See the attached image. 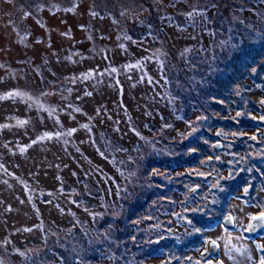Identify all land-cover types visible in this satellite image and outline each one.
Here are the masks:
<instances>
[{
  "label": "trees",
  "instance_id": "1",
  "mask_svg": "<svg viewBox=\"0 0 264 264\" xmlns=\"http://www.w3.org/2000/svg\"><path fill=\"white\" fill-rule=\"evenodd\" d=\"M224 1L219 11L214 9L205 14L196 11L198 18L204 17L200 25L206 33V39L198 44L171 41L165 29L167 25L187 28L192 17L184 13L187 10L177 7L169 12V9L154 10L147 5L146 10L127 15L130 25L125 38L130 44L114 46L104 42L107 39L94 27L97 23L92 24L85 18L76 22L84 32L59 45L62 51H56L48 41L40 59H33L30 56L33 44L29 45L30 40L25 44L22 41V53L27 54L25 63L22 58L10 63V60L3 61L0 171L9 170V178L20 180L37 218L36 223L29 225L10 222L2 215L14 212L15 206L9 200L4 202L5 210L0 206L3 228L0 264H203L207 258L198 261L193 250L210 238L207 233L224 215L226 200L240 187V176L251 181L264 179V43L259 50L255 49L258 41L264 42V0ZM110 16L93 18L98 17L97 22H101ZM37 23L46 25L45 20ZM24 25L26 32L21 34L30 36L34 25L26 22ZM45 29L50 32L48 25ZM89 30H95L98 36L85 35ZM69 31L68 25L63 34L73 38L74 34ZM35 36L36 40L43 39L39 33ZM82 41L87 55L109 58L101 67L105 68L107 78L119 70L125 59L119 60L124 55L131 56L134 47L158 64L153 73L157 78L154 83L159 86L155 91L161 98L157 119L153 116L154 119L136 125L139 121L135 118L123 117L119 104L108 105L107 99L111 98L108 94L102 102L108 115L100 118L101 132L88 131L95 138V145L97 142L102 148L98 153L103 163L109 164L118 180L127 178L126 170L133 165L130 160L139 158L147 144H154L150 147L154 158L141 155L136 165L142 167L143 178L135 179L136 185L141 180L142 185L125 210L133 219L130 221H126L127 216L119 207L121 200L114 206L119 218L108 212L99 215L98 205H104L106 198L101 195L98 184L93 183L95 168L89 157L81 161L82 172L75 171L73 165L69 167L75 177L68 180L63 177L61 184L53 182L50 186L39 176L26 182L14 173V153L28 150L26 128L31 132L38 127L45 128L40 112L49 114L53 104L58 106L70 83L85 94L76 80L86 75L87 67H80L81 62L70 65L78 56L67 50ZM248 42L252 50L243 58L229 60L220 67L201 66L203 59L211 57L210 48L214 53L222 49L231 51ZM140 58L143 60V55ZM61 81L55 90V84ZM7 100H14L9 108L3 104ZM76 103L73 104L80 108L81 103ZM104 117H107L106 124ZM131 128L136 129L133 134L137 137L123 144L120 138L124 135L120 132ZM109 141L117 146L115 150L109 148ZM217 141L221 145L216 148ZM188 149L193 150V155L190 156ZM103 163L99 165L102 175L105 174ZM64 170L56 172L59 177ZM127 181H121L120 185ZM116 188V182L113 186L108 180V190L118 200ZM36 201L49 207L51 203L62 220H45ZM34 230L39 239L28 241L26 235ZM156 256L160 260L154 262Z\"/></svg>",
  "mask_w": 264,
  "mask_h": 264
},
{
  "label": "rangeland",
  "instance_id": "2",
  "mask_svg": "<svg viewBox=\"0 0 264 264\" xmlns=\"http://www.w3.org/2000/svg\"><path fill=\"white\" fill-rule=\"evenodd\" d=\"M224 3V0H0V73L4 72V68L2 67L4 66V64L2 65L3 61L10 60L8 62L10 63L12 60L20 61L19 58H22L23 64L25 63L27 54L24 55L25 53H22V41H24L25 44L29 43L30 40L31 43L29 45L33 44V46L30 47V51L32 52L30 56L32 55L33 59H40V54L44 48H47L46 43L48 41L50 45L52 44L55 47L54 49H56V51H62V47L59 45L65 44L67 41H72L84 32L85 29L76 22L77 20L81 21L85 18L92 21V24L95 22L97 23L94 24V27L104 35L105 39H107L104 42L114 46H123L124 43L130 44L125 38V35L128 34V26L130 25L128 24L129 19L127 15L132 12L146 10L147 5H151L154 10L156 8L165 11L169 9V12H174V9L177 7L187 10V12L182 10L186 15L188 14V17L192 16L190 22L187 23V28H177L167 25L165 29L171 36V41L177 40L176 42H185L186 44L192 42L198 44L203 38L206 39V33L200 25L204 17L200 15V18H198L199 13L196 11H201L202 14L209 13L214 9L219 11L223 8ZM39 5L43 6L39 7ZM99 15H112V17L110 16V18L97 22L98 17H95L96 19L93 17ZM115 15L116 17H114ZM43 20L46 21L45 26H41L42 24L39 25L37 23V21ZM24 22L31 26L32 24L34 25V29L30 36H27L28 34H21L22 32H26ZM47 25L49 26L50 32H46L45 28ZM68 25L70 27L69 32L74 34L73 38L63 34ZM38 33L43 36L42 40H36L35 35ZM20 34L21 36H19ZM85 35L91 38H96L98 36L95 30H89ZM84 43V41L79 42L77 44L78 46L73 44V47L67 50L78 56L74 58V63L70 65H76L81 62L80 67H83V69L87 67V71H85L86 75L76 80L80 88L85 90V94L78 90L76 85L71 86V80H68L70 84L67 86L65 98L61 99L58 106L53 104V107L48 110L49 114L40 112L41 122L42 124L44 123L45 128L38 127L37 130L33 132L26 128L28 150L22 152L20 149V152L14 153L12 159L14 160V164L16 163V172H13L21 176L26 182H30L32 178L39 176L41 181L51 186L53 182H57V184L63 183V177L67 180L75 177L74 172L69 171V167L71 168L72 165L75 171L82 172L83 170L80 168L81 161L83 158L86 159V157H89L93 162V168H95L93 179L96 181L93 183L96 185L98 184L101 195L106 198L104 205H98L99 215L108 212V215L119 218L120 215L116 212L114 206L121 200L122 205L119 207L123 209L127 216L126 221H130L133 219L128 216L125 210L129 207L130 202L133 201L130 199L134 196L136 190L140 189L142 185V180L139 186L136 185L135 179L143 178L142 167L139 166V168H137V163H139L138 160L141 155L154 158V154H152L153 150L150 149L154 144H151V146L147 144V147L142 149L139 158L130 160L133 165L130 169L126 170L127 178H129L127 179L124 177L125 179L118 180V178L113 176L114 173L112 168L110 169L107 166L108 163H103L102 156L100 157L98 153L102 148L97 142L95 145V138H92L91 132L89 134L88 131L96 129L99 130L97 133L101 132L99 128L100 118L108 115L107 111L103 109L102 102L103 99H106V95L108 94L111 96V98L107 99L109 102L108 105L115 107L116 105L114 102L119 104L120 109L124 111L123 117L129 119L135 118L136 121H139L136 125H139L142 121L154 119L153 116L157 119L159 113L157 108L159 107L161 98H159V94L155 91L159 86L154 83L157 78L153 73H156L158 64L155 62L154 58H149L143 53V50L134 47L131 49V56L124 55L122 59L119 60L123 61L125 59L123 64L120 65L121 67L119 70L117 69L115 73L112 74L113 78H107L104 74L105 68L102 69L101 67H103L106 62L110 61L109 58L105 56L99 57V55H87L85 50L86 44ZM263 43V41H258L255 49L259 50L258 47ZM210 49L211 57L203 59L201 66L212 65V67H220L226 62H230L229 60L243 58L248 51L252 50V47L249 46L248 42L245 46L236 47L231 51L222 49L220 52L214 53V50H212V48ZM142 55L143 60L140 58ZM131 58L132 60L126 61V59ZM173 61H175V59ZM84 77L87 79H84ZM115 77H117V79ZM106 78L111 81H108ZM60 83H62V81L55 84V90L58 89V84ZM184 83L189 82L188 80H184ZM4 86L5 84L1 82L0 87ZM262 96L264 98L263 93ZM30 97H32V94H30ZM78 98L79 101H77ZM69 101L73 103L77 102L76 104L81 103L80 108L73 103L71 104ZM13 102L14 100L3 103L5 105L4 107L9 108L10 103L13 105ZM22 108L23 106L19 109L21 110ZM0 117H2L1 113ZM106 119L107 117H104V124H106ZM110 121L111 119L107 120L108 123H110ZM133 132L136 133V129L131 128L130 131H127V129L121 130L120 133H122L124 137L122 139L120 138V141L127 145L131 140L134 138L136 139L137 136L135 137ZM251 138H254V136L252 135ZM25 140L26 139L23 138L24 142ZM217 143L220 142L217 141ZM217 143L214 144V147ZM108 145L111 150L117 148L112 141H109ZM220 145L221 143L217 147H220ZM158 147L161 148L162 145ZM262 148L264 149V146ZM187 151L190 153V156L193 155V153L191 154L190 152H193L192 149H188ZM155 159L159 160L160 158ZM101 161L105 172L103 175L99 166ZM155 168L156 167L152 168V175L155 174ZM59 170H64L65 172L61 173V177L58 176L59 173H56ZM10 173L11 171L9 170L5 172L0 171V206L5 210L4 202L9 200L12 205L15 206L16 210L8 213L7 216L3 214V219L20 224L25 222L24 225H29L33 222L36 223L37 215L30 207L28 193L23 189L24 186L21 185L20 180L9 178ZM66 173H68V175H66ZM5 177H7V180L3 181ZM108 180L113 186L114 181L116 182V192L120 197L118 200L109 192ZM124 180L128 181L120 185V182ZM79 186L82 187V183H80ZM92 188L94 190V187ZM50 189L51 188H49L47 192H49ZM103 190H105V192ZM36 203L40 206L45 220H62L58 212L53 211L54 207L51 206V203L50 207L38 201H36ZM0 224L2 225L1 222ZM1 225L0 233L3 231ZM113 225L115 226V224ZM109 231L110 230H108V232ZM213 233L214 231H208L207 234L210 237ZM26 237L28 241L39 239L36 230L27 234ZM208 247L209 245L205 241L202 242L199 248L193 250L194 256L198 261L203 257L207 258V253L210 252L208 251ZM219 250V259L222 260L223 258L224 260H228L229 252H227V249L225 250L221 245ZM205 251H207V253ZM159 260V256L153 259L154 262ZM195 263L196 262H194V264ZM210 264H212V261Z\"/></svg>",
  "mask_w": 264,
  "mask_h": 264
},
{
  "label": "flooded vegetation",
  "instance_id": "3",
  "mask_svg": "<svg viewBox=\"0 0 264 264\" xmlns=\"http://www.w3.org/2000/svg\"><path fill=\"white\" fill-rule=\"evenodd\" d=\"M239 184L226 200L224 215L210 229L214 233L208 240L215 241L216 248L210 254L205 251L208 259L203 264L211 261L212 264H262L264 261V179L251 181L240 176ZM221 245L229 252L228 260L219 259Z\"/></svg>",
  "mask_w": 264,
  "mask_h": 264
},
{
  "label": "water",
  "instance_id": "4",
  "mask_svg": "<svg viewBox=\"0 0 264 264\" xmlns=\"http://www.w3.org/2000/svg\"><path fill=\"white\" fill-rule=\"evenodd\" d=\"M219 144H220V143H217V144L215 145V147L219 146ZM190 152H191V154L193 153L192 151H190ZM208 245H209V247H208V251H211V250H213V249L216 248V242L213 241L212 239H210Z\"/></svg>",
  "mask_w": 264,
  "mask_h": 264
},
{
  "label": "snow or ice",
  "instance_id": "5",
  "mask_svg": "<svg viewBox=\"0 0 264 264\" xmlns=\"http://www.w3.org/2000/svg\"><path fill=\"white\" fill-rule=\"evenodd\" d=\"M262 264H264V261H262Z\"/></svg>",
  "mask_w": 264,
  "mask_h": 264
}]
</instances>
